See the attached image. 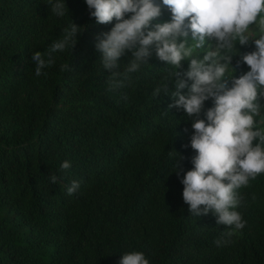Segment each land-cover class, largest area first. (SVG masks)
<instances>
[{"label":"trees","instance_id":"obj_1","mask_svg":"<svg viewBox=\"0 0 264 264\" xmlns=\"http://www.w3.org/2000/svg\"><path fill=\"white\" fill-rule=\"evenodd\" d=\"M54 2L0 0V264H119L132 251L149 264H264V175L239 190L245 228L217 246L228 226L212 213L192 216L183 201L195 152L191 121L168 107L176 78L167 95L152 96L170 66L152 48L148 65L109 92L96 45L116 21L98 24L85 0H65L69 12L57 17ZM155 2L161 16L153 25L170 22V10ZM72 22L81 27L74 50L54 53L47 75L37 77L32 54L46 53ZM131 58L126 52L118 63ZM247 71L241 64L234 75ZM211 107L206 101L204 111ZM176 153L184 157L179 176ZM72 181L81 187L70 196Z\"/></svg>","mask_w":264,"mask_h":264},{"label":"clouds","instance_id":"obj_2","mask_svg":"<svg viewBox=\"0 0 264 264\" xmlns=\"http://www.w3.org/2000/svg\"><path fill=\"white\" fill-rule=\"evenodd\" d=\"M85 3L98 24L116 21L110 32L97 37L96 45L102 67L109 73V92H120L132 74L148 65L152 48L157 58L170 66L152 96L167 95L168 83L175 77L174 102L168 107L183 110L191 121L190 147L195 156L191 159L193 169L181 180L183 201L192 216L212 213L217 224L228 226L226 238L214 241L217 246L231 243L230 237L247 224L238 211L244 203L239 190L264 175V0H162L171 12V21L155 25L153 21L161 16V6L155 0ZM50 11L57 17L69 12L65 0H55ZM80 29L72 22L46 53L32 54L37 77L47 75L42 70L55 63L54 53L74 50ZM251 44L255 51L245 54L237 47ZM126 52H131L132 58L122 66L118 62ZM235 56L240 59L234 68ZM184 61L189 66L181 73ZM241 64L250 71L236 78L234 73ZM66 69L63 65L61 70ZM186 88L187 94H181ZM121 98L127 100V96ZM209 100L213 107L205 112ZM176 155L174 167L179 176L184 157ZM71 166L70 161H64L61 170ZM57 180L55 175L50 177L52 184ZM80 187L81 182L72 181L68 195ZM119 264H149V260L143 252L132 251L123 254Z\"/></svg>","mask_w":264,"mask_h":264},{"label":"rangeland","instance_id":"obj_3","mask_svg":"<svg viewBox=\"0 0 264 264\" xmlns=\"http://www.w3.org/2000/svg\"><path fill=\"white\" fill-rule=\"evenodd\" d=\"M258 38V37H257Z\"/></svg>","mask_w":264,"mask_h":264}]
</instances>
